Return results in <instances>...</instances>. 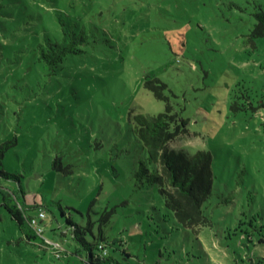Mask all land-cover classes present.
Instances as JSON below:
<instances>
[{
	"label": "rangeland",
	"instance_id": "374dc122",
	"mask_svg": "<svg viewBox=\"0 0 264 264\" xmlns=\"http://www.w3.org/2000/svg\"><path fill=\"white\" fill-rule=\"evenodd\" d=\"M260 11L264 0H0V264H81L68 219L102 229L119 264H264ZM70 29L87 36L83 52L51 73L41 50ZM156 79L189 120L175 146L213 155L214 224L199 234L136 176L135 116L166 110L146 86ZM4 194L45 211L37 239Z\"/></svg>",
	"mask_w": 264,
	"mask_h": 264
},
{
	"label": "trees",
	"instance_id": "16d2710c",
	"mask_svg": "<svg viewBox=\"0 0 264 264\" xmlns=\"http://www.w3.org/2000/svg\"><path fill=\"white\" fill-rule=\"evenodd\" d=\"M256 17L253 36L264 37V11L258 12ZM86 39L83 31L65 30L61 40L47 39L46 47L41 50L40 60L45 62L51 73H55L70 55L83 52L81 46L86 43ZM146 86L167 104L163 113L156 115L140 113L135 116L132 132L143 152L136 176L142 184L157 187L163 198L164 208L173 214L182 228L199 234L202 229L212 227L214 224L211 216L206 213V203L213 189V155L209 150L198 149L190 152L184 147L175 146L176 142L188 134L186 127L189 120L183 118L169 104V99L163 96L162 89L166 85L162 81L159 79L153 82L146 81ZM2 174L6 178L15 177L5 172ZM2 200V205L24 231L28 241L37 239L38 233L33 231L31 226V219L34 216L28 215L25 205L19 198L14 200L9 194H4ZM106 220L108 221V217H105L103 222ZM68 223L72 238L79 242L86 252L81 264H119L110 255L111 245L104 239L102 229L100 236L96 237L93 235L92 227L88 226L85 229L70 219ZM87 231L92 235L94 243L85 238ZM258 242L264 244V236L259 238ZM118 244L121 246L124 243L121 241ZM101 245L104 250L100 249ZM95 250L99 253L96 254ZM122 252L126 253L124 250Z\"/></svg>",
	"mask_w": 264,
	"mask_h": 264
},
{
	"label": "built area",
	"instance_id": "2783aa9c",
	"mask_svg": "<svg viewBox=\"0 0 264 264\" xmlns=\"http://www.w3.org/2000/svg\"><path fill=\"white\" fill-rule=\"evenodd\" d=\"M46 218V213L44 210L40 209L37 216L32 217L31 226L36 230L38 234L43 231V227L40 225L41 221H44ZM100 249L104 250L103 246H100Z\"/></svg>",
	"mask_w": 264,
	"mask_h": 264
}]
</instances>
